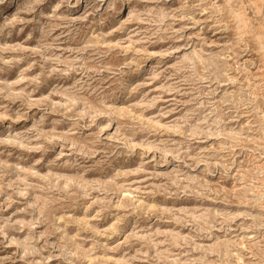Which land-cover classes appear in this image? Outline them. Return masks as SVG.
Returning a JSON list of instances; mask_svg holds the SVG:
<instances>
[{
  "label": "rangeland",
  "instance_id": "374dc122",
  "mask_svg": "<svg viewBox=\"0 0 264 264\" xmlns=\"http://www.w3.org/2000/svg\"><path fill=\"white\" fill-rule=\"evenodd\" d=\"M0 264H264V0H0Z\"/></svg>",
  "mask_w": 264,
  "mask_h": 264
},
{
  "label": "bare ground",
  "instance_id": "6f19581e",
  "mask_svg": "<svg viewBox=\"0 0 264 264\" xmlns=\"http://www.w3.org/2000/svg\"><path fill=\"white\" fill-rule=\"evenodd\" d=\"M259 36V35H258Z\"/></svg>",
  "mask_w": 264,
  "mask_h": 264
}]
</instances>
